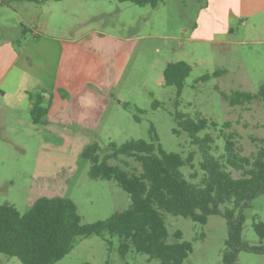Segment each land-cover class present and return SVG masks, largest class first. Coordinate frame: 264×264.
Returning <instances> with one entry per match:
<instances>
[{"label":"rangeland","instance_id":"1","mask_svg":"<svg viewBox=\"0 0 264 264\" xmlns=\"http://www.w3.org/2000/svg\"><path fill=\"white\" fill-rule=\"evenodd\" d=\"M209 2L207 6V0H160L152 7L116 0H79L83 7L65 14L68 22L78 21L77 30L103 29L121 41L125 39L121 55V45L115 49L116 65L111 66L112 70L107 69L104 55L96 52V71L114 76L115 84L111 93L102 95V113L97 114L95 124L53 123L52 129L45 130L46 116L45 122L33 125L30 108L24 105L4 114L5 123L16 118L20 121L11 122L12 129L0 128V204H13L24 213L40 196L69 197L84 223L125 209L130 203L128 193L113 180L90 178V163L81 157V151L96 142L104 154L110 141L119 145L132 138L149 139L150 124L167 151L183 155L194 152L193 167L182 171L189 180L199 181L202 143L192 142L181 130L174 119L176 113L190 117L198 114L208 120L197 138L209 135V152L216 156L223 153V136L230 135L241 154L252 159L264 139V106L255 100L230 106L221 93H254L264 82V7L253 10L249 0ZM113 49L110 46L103 52ZM178 61L191 67L179 97L176 87L165 85L163 80L166 64ZM217 70L221 72L213 74ZM37 95H33L34 100ZM153 101L159 105L154 107ZM109 162L126 163L127 169L141 171L140 164L130 157L120 156ZM230 171L240 175L232 168ZM192 174L197 176L192 179ZM242 214V240L261 247V251L240 250L237 261L264 264V238L253 230L255 222H264V193L249 201ZM164 219L167 242L176 241V230L192 242V252L183 264H221L227 237L226 221L221 215H210L205 224L169 213H164ZM117 247V238L110 246L96 234L79 236L70 252L53 264H159L158 259L133 250L121 258ZM0 264L21 262L0 253Z\"/></svg>","mask_w":264,"mask_h":264},{"label":"trees","instance_id":"2","mask_svg":"<svg viewBox=\"0 0 264 264\" xmlns=\"http://www.w3.org/2000/svg\"><path fill=\"white\" fill-rule=\"evenodd\" d=\"M116 1L155 7L160 0ZM190 70V65L184 61L169 62L163 70L164 84L174 85L177 97ZM220 72L217 70L213 74ZM221 94L230 106L254 100L264 106V82L254 93L235 90L229 95ZM158 105L153 101L154 107ZM47 111L48 105H43L42 97L37 95L30 108L31 121L35 124L45 122ZM174 119L192 142L202 143L199 181L189 180L182 171L184 167H193L194 152L183 155L167 151L152 124L148 129L149 139L132 138L119 145L110 141L104 154L98 143L88 144L81 151V157L90 163L88 176L113 180L128 193L129 205L105 219L84 223L69 197L40 196L24 213L13 204H0V253L18 258L21 264H53L70 252L76 237L96 234L110 246L112 239L117 238L121 258L133 250L158 259L159 264H183L192 252V242L183 239L180 230L173 234L176 241L167 242L164 213L190 218L199 224H205L210 215H221L227 225L221 264H239L237 254L240 250L261 251V247L243 241L241 231L242 209L258 194L264 193V139L251 159L241 154L230 135H224L223 153L216 156L208 150L206 141L211 140L208 134L202 140L197 138V133L207 127L205 117L176 113ZM211 124L216 125L213 121ZM120 156L138 162L141 171L127 169L125 162L124 165L109 162ZM230 168L240 175L234 176ZM196 176L191 175L192 179ZM253 230L259 238H264V222H255Z\"/></svg>","mask_w":264,"mask_h":264},{"label":"crops","instance_id":"3","mask_svg":"<svg viewBox=\"0 0 264 264\" xmlns=\"http://www.w3.org/2000/svg\"><path fill=\"white\" fill-rule=\"evenodd\" d=\"M78 1L0 0L2 130L6 131L8 126L12 129V123L20 121L16 118L5 123L4 114L18 110L21 105L31 108L35 94L42 97L43 105L48 103L45 130L52 129L53 123L69 126L98 121L96 116L102 113L101 103L105 99L102 95L111 91L115 77L106 76V71L103 75L96 71V52L104 55L107 69L112 70L117 58L115 49L121 45L118 53L121 55L126 48L125 39L121 41L103 29L77 30L78 21L68 22L65 14L82 8ZM249 2L253 10L264 7V0ZM110 46L114 49L103 52ZM48 89L51 91L47 92Z\"/></svg>","mask_w":264,"mask_h":264}]
</instances>
